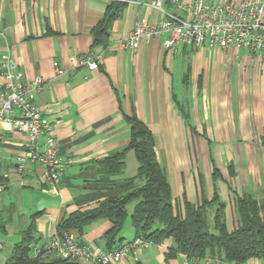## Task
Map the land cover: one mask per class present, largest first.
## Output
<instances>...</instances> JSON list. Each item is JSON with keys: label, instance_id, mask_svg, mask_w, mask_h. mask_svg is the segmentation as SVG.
Instances as JSON below:
<instances>
[{"label": "crops", "instance_id": "0c3cea01", "mask_svg": "<svg viewBox=\"0 0 264 264\" xmlns=\"http://www.w3.org/2000/svg\"><path fill=\"white\" fill-rule=\"evenodd\" d=\"M111 1L0 0V62L7 55L24 79H43L35 102L51 124L59 155L73 159L55 184L43 179L39 163L27 162L19 170L16 156L26 149L28 137L0 120V264L7 263L29 227L33 245L46 246L58 222L75 209L79 169L125 147L131 128L126 116L131 114L152 132L178 212L184 201L196 205L217 191L232 229L233 195L260 194L264 186V58L247 48L224 51L206 43L163 50L165 33L141 38L135 49L121 44L136 21L155 25L168 14L186 17L171 0H162L160 8L151 5L155 0L124 1L107 34L94 42L92 30L104 20ZM86 55L99 59L97 69L71 66L72 57ZM57 68L63 70L60 75ZM3 81L0 75V89ZM123 161V172L115 178L136 174L133 150ZM213 166L220 177H213ZM109 227L105 219L90 223L82 243L109 251L135 238L126 218L118 242L108 247L103 235ZM70 233L76 239L77 232ZM171 244L168 238L134 246L119 264H191L182 254L166 259Z\"/></svg>", "mask_w": 264, "mask_h": 264}, {"label": "trees", "instance_id": "16d2710c", "mask_svg": "<svg viewBox=\"0 0 264 264\" xmlns=\"http://www.w3.org/2000/svg\"><path fill=\"white\" fill-rule=\"evenodd\" d=\"M124 4L119 0L110 2L104 20L92 30L94 42L107 34V25L119 15ZM126 120L131 128L125 147L79 169L81 193L73 199L75 209L58 222L56 233L76 231V241L83 244L81 237L85 227L105 219L110 227L103 238L108 247H114L130 214L135 238L150 243L172 240L165 253L166 259L182 254L191 264H205V256L216 255L232 264H245L251 259L264 262V186L260 194L233 195L236 222L232 229L226 226L225 202L217 191L211 200L203 198L196 205L184 201L183 211L178 212L166 172L156 158L152 132L135 114L126 116ZM129 150L134 151L138 162L136 174L115 178L123 172L124 156ZM229 170L230 176L233 175L232 166ZM212 175L221 176L216 166L212 168ZM132 202L133 208L128 213V205ZM32 232V227L23 232L6 264H78L70 258L52 257L43 248L33 254Z\"/></svg>", "mask_w": 264, "mask_h": 264}, {"label": "built area", "instance_id": "2783aa9c", "mask_svg": "<svg viewBox=\"0 0 264 264\" xmlns=\"http://www.w3.org/2000/svg\"><path fill=\"white\" fill-rule=\"evenodd\" d=\"M129 1V0H119ZM162 0H155L152 6L160 8ZM181 7L186 17L168 14L158 24L136 21L131 32L121 44L128 49H135L141 38L157 36L165 33L163 50L173 48L178 43L202 46H218L224 51H238L247 48L264 58V0H171ZM1 35V31H0ZM71 66H85L89 70L97 69L99 59L91 55L72 57ZM62 69L57 68L60 75ZM0 75L3 83L0 89V120L27 135L26 149L16 156V166L23 170L27 162L44 166L43 179L55 184L60 181L65 170L72 164L71 157L62 158L52 127L35 102L36 93L41 89L43 79L39 76L31 80L23 78L15 69V63L7 55L0 62ZM43 141H40V138ZM1 138V135H0ZM0 180V190L2 189ZM150 244L149 241L136 237L132 242L109 251H94L85 244H79L68 232L54 234L43 248L50 254L70 258L80 264L82 260L92 264H119L125 253L137 245ZM33 254L42 248L31 245ZM184 259L190 262L185 255ZM205 264H232L222 261L216 255L203 258Z\"/></svg>", "mask_w": 264, "mask_h": 264}, {"label": "rangeland", "instance_id": "374dc122", "mask_svg": "<svg viewBox=\"0 0 264 264\" xmlns=\"http://www.w3.org/2000/svg\"><path fill=\"white\" fill-rule=\"evenodd\" d=\"M133 205H134V202L130 203V204L128 205V210H129V209H132V208H133ZM210 217H211V216H209V223H210V227H212V220H211ZM127 219H128V220L130 219V214H128ZM121 232H122V231H121Z\"/></svg>", "mask_w": 264, "mask_h": 264}]
</instances>
